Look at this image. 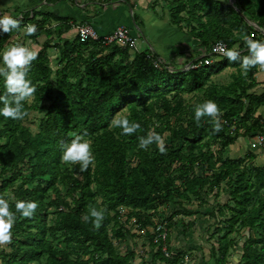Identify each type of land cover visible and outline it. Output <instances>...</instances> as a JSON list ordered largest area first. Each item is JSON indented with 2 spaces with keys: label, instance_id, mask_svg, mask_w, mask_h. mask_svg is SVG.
<instances>
[{
  "label": "trees",
  "instance_id": "16d2710c",
  "mask_svg": "<svg viewBox=\"0 0 264 264\" xmlns=\"http://www.w3.org/2000/svg\"><path fill=\"white\" fill-rule=\"evenodd\" d=\"M47 1L55 4L59 0ZM177 8L178 13L187 11L188 18L195 23L189 36L200 42L201 49L210 48L217 42L246 49L247 46L239 38L240 33L247 32L253 38L258 35L247 20L264 28V0H236L232 4L218 0H191L190 3H180ZM31 15L33 18H30ZM24 17L27 23H34V19L39 16L32 11L24 14ZM12 32L0 33V40ZM78 43L80 48L93 46L109 51V61L102 64L100 61L105 58H101L97 64H87L86 74L80 78L75 76L76 82L70 84L64 70L56 72L57 81H54L52 71L42 63V54L37 56L33 61L37 62L35 69L31 65L28 72V78L35 87L31 96L35 103L29 105L26 100L24 110L27 115L31 111L45 113L40 121L39 133L30 134L22 120L0 116V140L17 143L20 137L29 165V178L23 179L19 165L26 162L21 159L20 149H16V155L20 156L16 160L6 150V145L0 144V163L10 174L0 184V196L20 177L23 180L15 187V199L39 203L31 218L21 217L17 213L10 242L12 252L0 251L1 263H40L46 256V264H130L133 255H119L110 236L114 219L111 212L118 211L120 207L131 209L139 230L146 231L154 226V216L161 207L189 196L198 198L209 186V176L199 175L195 171L199 167L209 170L217 163L212 150L204 151L206 144L203 142L206 139L220 141L221 151H225L240 138L234 136L230 127L223 122L221 130L213 132L210 118L204 117L200 122L195 121L185 128L171 130L170 145L161 153L155 143L147 149L139 147L138 137L146 136L149 132L147 124H140L141 127L130 135H122L119 128L109 126L116 113L127 104L137 102L143 106L154 98L160 99L171 93L192 94L203 90L211 82L212 75L225 70L229 61L225 60L223 64L226 66L222 67V64L215 73L208 70L212 66H203L190 72L171 74L166 65L157 67L148 60L149 52L133 57L127 49L116 46L81 44L79 40ZM48 48L45 45L43 50ZM242 54L246 55L247 52ZM117 56L120 59L111 64ZM154 56L158 57L156 53ZM232 63L234 67L240 68L238 62ZM258 66L251 68L247 75L240 71L229 86H212L207 92V100H215L222 109V120L228 121L236 130L235 121L242 117L246 130L244 135L251 138L264 134V123L254 119L255 110L264 106V93L256 95L254 91L258 86L255 79ZM5 91L3 79L0 78V95ZM43 99L48 103L41 104ZM130 121L140 122L138 117ZM83 133H86L87 139L93 140L99 176H95V169L90 165L83 171L82 179L73 178L69 184L71 205L64 196L46 203L49 192H59L57 183L64 176L61 169V142ZM130 151H137L139 166H132ZM176 165H179L175 168L179 172L178 176L171 173L172 167ZM250 175L256 185L264 187V166H253ZM240 178H245V174L240 175ZM33 183L36 186L30 187ZM94 184L96 191L93 190ZM239 186L243 193L252 188L250 197L257 194V189L250 186L249 182L243 181ZM98 197H101L102 203ZM177 203L181 208V202ZM63 205L67 210L60 213L56 225L49 227L48 208ZM11 208L15 211L14 203H11ZM92 208L104 211V218L98 228L94 226L95 218L90 214ZM191 215L192 212H187V216ZM246 221L245 226L256 228L259 236L249 239L242 264H264V196ZM58 231L63 232L64 250H60L53 242ZM116 237L123 238L124 235L118 233ZM73 252L98 256L82 261L73 259ZM218 263L223 264V260L220 259Z\"/></svg>",
  "mask_w": 264,
  "mask_h": 264
},
{
  "label": "rangeland",
  "instance_id": "374dc122",
  "mask_svg": "<svg viewBox=\"0 0 264 264\" xmlns=\"http://www.w3.org/2000/svg\"><path fill=\"white\" fill-rule=\"evenodd\" d=\"M88 1V0H87ZM118 4H123L124 0H117ZM223 3L232 4L236 0H218ZM256 1V0H255ZM47 0H28L24 6H29V10L38 14L39 17L34 19V23L38 25L37 33L32 37H28L24 32V26L14 30L11 34L5 36L0 40V48L5 47L10 43H27V45L38 52V56L42 54L43 65H48L52 71V79L57 81L55 77L57 71L64 70L70 79L69 83L76 82L75 76L80 78L86 74V67L89 63L97 64L101 58L104 64L108 60L109 51H103L97 47L88 46L80 48L77 40L76 29L77 25L72 26L68 23L64 25L65 31L57 32L54 27L55 18L50 13L40 10L45 6ZM105 6H108L104 0ZM129 3L136 9L142 10L143 14H149L151 22H166L170 27L183 35H188L195 23L188 18L187 11L178 13L177 6L182 2L190 3L191 0H128ZM93 4L92 1H89ZM103 7V9H105ZM132 14V13H131ZM47 16V17H45ZM70 22L68 19H63ZM76 23V22H75ZM63 29V28H62ZM257 34L258 31L254 30ZM65 34V35H64ZM68 34V35H66ZM64 36V37H62ZM60 40H58V39ZM257 38V37H256ZM48 45L46 50L44 46ZM46 58L48 61L46 62ZM120 59L117 56L111 64L116 63ZM183 63L182 65H184ZM222 63H216L208 70L215 73L220 69ZM229 61L225 70L219 74H213L211 82L207 86L196 93H171L163 98H154L147 104L141 106L137 102L127 104L124 108L119 110L116 117L128 116L129 120L138 117L139 123L147 124L149 130L154 129L155 132L160 133L164 137L165 147L170 145L171 130H179L187 127V125L195 122L194 106L207 100V92L212 86L227 87L233 83L235 76L240 73V68H236ZM33 69H35L37 62H32ZM225 67L226 65L223 64ZM262 70V69H260ZM258 69V71H260ZM263 71V70H262ZM259 92H256V95ZM29 105L35 103L34 98L27 99ZM48 102L43 99L41 104ZM43 112L31 111L27 117L22 119L24 127L29 129L30 134L36 135L40 130V121L44 118ZM223 114V113H222ZM242 117L238 118L236 123V130H231L234 136H240L236 144L221 151V142L213 139H206L204 151L210 149L214 153V161L217 162L214 168L207 170V167L196 168L195 171L199 175L209 176V186L196 198L189 196L181 201L177 200L174 203L166 204L157 211L154 216V226L142 232L136 226V218L132 217V210L129 208L120 207L118 211H112L111 215L114 217L110 229V236L117 253L121 256L132 254L133 258L130 264H219L218 261L223 260V264H242L245 247L249 243L250 238H257L259 231L256 228L245 226L246 220L252 212L258 207L264 196V187L255 184L250 175V169L254 167L264 166V159L256 160L258 157L255 153L263 150L257 143L251 141L250 137L245 136V124ZM223 121V120H222ZM230 133V134H231ZM257 135L253 137L256 138ZM91 142H93L92 139ZM0 144L6 145V150L12 154L16 160L20 159L16 155V149H20L21 159H25L26 164H20V173L23 179L29 178L27 170V159L23 153L24 143L20 139L15 143L7 140H0ZM181 145H184L183 143ZM186 154V150H184ZM129 159L133 162V167L140 164L137 158V151H130ZM80 164H66L62 162V172L64 176L57 183L59 192H49L46 203H50L58 198L64 196L69 205L72 204L71 198L68 196L69 184L73 178L82 179L83 171L80 170ZM179 165L173 166L171 173L179 175L175 168ZM11 169L13 166L10 167ZM95 176H99L97 161L92 165ZM3 165L0 163V184L4 179L10 177ZM141 172H143L141 170ZM245 174V178H240V175ZM19 177L18 181L5 190L1 196L6 199L15 198V187L22 182ZM249 182L250 186L257 189V194L250 197L253 189L249 188L245 193L240 191L239 184L241 182ZM36 186V183L29 185ZM93 190L96 191V184L93 185ZM247 194V195H245ZM246 196V197H245ZM100 203L103 202L101 197H98ZM181 202V208L178 207ZM107 206V205H106ZM65 205L62 207L50 206L48 208L47 224L49 227L56 225L60 213L66 211ZM187 212H192L193 215L187 216ZM153 212H149L152 214ZM160 230H167L169 238L166 242V248L170 253V257H165L162 251V240L159 239L157 227ZM118 233L124 235L123 238H117ZM56 239L53 241L54 245L60 250H64L66 245L63 243V232H55ZM52 240V238L50 239ZM11 243L0 245V251L11 253ZM98 255L89 253L84 256L82 253L73 252L71 257L73 259H80L87 261L90 258H97ZM0 264H4L1 263ZM32 264H46V256L42 258L40 263ZM91 264V263H89Z\"/></svg>",
  "mask_w": 264,
  "mask_h": 264
},
{
  "label": "clouds",
  "instance_id": "9594fccd",
  "mask_svg": "<svg viewBox=\"0 0 264 264\" xmlns=\"http://www.w3.org/2000/svg\"><path fill=\"white\" fill-rule=\"evenodd\" d=\"M21 27V20L13 15L0 12V33H10ZM38 25L28 23L24 25V32L28 37L37 33ZM239 38L247 46V54H242L239 45L232 48H225L222 42L217 49L230 61L238 62L243 75L256 66H264V40L255 39L247 32H241ZM38 52L29 47L27 43H10L0 48V78L6 89L0 95V116L13 120H22L27 112L24 110V102L35 92L32 81L28 78V72L32 62L37 58ZM204 117H208L212 123L213 132H219L223 127L222 109L215 100L208 99L194 106V119L196 122ZM110 127L119 128L122 135L135 133L141 127L139 122L130 121L128 116L113 118ZM139 147L147 149L149 145L155 143L159 152L166 151L165 141L162 134L149 130L146 136H140ZM61 160L66 164H80V170L86 171L90 165L95 163L92 142L86 138V133L77 134L74 137L64 140L60 144ZM11 203L15 204V211L11 208ZM39 207L38 201L6 199L0 196V245L10 243L13 236V226L17 220V213L21 217L31 218ZM91 216L95 219L93 224L99 227L104 211L96 208L91 209Z\"/></svg>",
  "mask_w": 264,
  "mask_h": 264
},
{
  "label": "crops",
  "instance_id": "0c3cea01",
  "mask_svg": "<svg viewBox=\"0 0 264 264\" xmlns=\"http://www.w3.org/2000/svg\"><path fill=\"white\" fill-rule=\"evenodd\" d=\"M27 1L0 0V12L13 16L32 12V10H29L28 5L24 6ZM106 1L108 6L105 8V4H103L105 9L100 4L95 5L93 3L90 5L91 3L87 0H59L55 4L47 1L46 3L44 2L45 6H42L40 10L51 13L55 18L60 15V20L57 18L56 21H53L57 32L65 31L66 29L63 26L68 23L72 24V26L88 23L104 35L111 33L119 26H127L131 28L134 34L140 37V41L144 43V49H150L168 65L175 68L181 67L183 63L188 62L193 56L200 55L202 49L199 47L200 42L198 40L191 36L183 35L164 21L151 22L149 14H143L142 10L139 9L136 10L128 0H124L123 4H118L117 0ZM102 2L105 3L104 0ZM78 4H81L82 7ZM62 18L68 19L70 22L62 20ZM72 31H76V29L70 30V32ZM255 79L258 86L254 91L263 94L264 71H258ZM254 119H259L264 123V106H260L255 110ZM254 139L250 140L253 141ZM257 152L258 154L255 153L258 156L256 160L264 159V149Z\"/></svg>",
  "mask_w": 264,
  "mask_h": 264
},
{
  "label": "built area",
  "instance_id": "2783aa9c",
  "mask_svg": "<svg viewBox=\"0 0 264 264\" xmlns=\"http://www.w3.org/2000/svg\"><path fill=\"white\" fill-rule=\"evenodd\" d=\"M92 1L95 5H103L102 0H88ZM82 7L81 4H78ZM21 20V25L28 24L26 22V19L24 17V14H19L18 16H15ZM30 18H33V15L30 16ZM248 24L253 27L254 30L258 31L257 38L255 39H261L264 40V28L258 27L255 23L248 21ZM76 35L81 44H89V45H98L101 47H112L116 46L121 49H127L129 53L134 57L136 55H142L145 52H149L147 55V59L152 61L153 64L157 67H161L162 65H166L168 68L169 73L175 74V73H186L190 72L192 70H197L200 67L203 66H214L216 63H222L225 60L229 61L218 49L217 46L220 44V42H217L210 46V48H202L200 55L193 56L188 62H186L184 65H182L179 68L172 67L168 65L163 59L158 55L156 58L154 56V52H152L150 49L146 50L143 48L144 43L140 41V37L138 35L134 34L131 28L127 26H119L115 28L111 33L109 34H101L99 33L93 26H91L88 23L79 24L76 26ZM222 46L225 48H232L229 47L227 43L222 42ZM235 47V46H234ZM242 53L246 52V49H241ZM258 69H262L264 71V66H258ZM225 125L230 127V129L233 131L235 130L234 126H230L228 121L223 120L222 121ZM254 142L257 143V145L264 149V134H259L254 139ZM137 223V220H135ZM138 227V225L136 224ZM161 227H157V232L159 233V239L162 240V251L164 253L165 257H170V253L168 252L166 248V242L169 238V235L167 233V230L163 229L160 230Z\"/></svg>",
  "mask_w": 264,
  "mask_h": 264
}]
</instances>
